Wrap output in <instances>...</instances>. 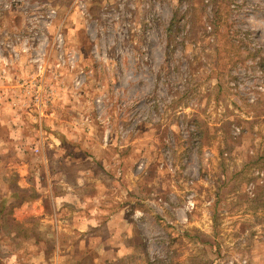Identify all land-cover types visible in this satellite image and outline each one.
<instances>
[{"label":"rangeland","instance_id":"rangeland-1","mask_svg":"<svg viewBox=\"0 0 264 264\" xmlns=\"http://www.w3.org/2000/svg\"><path fill=\"white\" fill-rule=\"evenodd\" d=\"M1 142L22 264H264V0H0Z\"/></svg>","mask_w":264,"mask_h":264},{"label":"crops","instance_id":"crops-1","mask_svg":"<svg viewBox=\"0 0 264 264\" xmlns=\"http://www.w3.org/2000/svg\"><path fill=\"white\" fill-rule=\"evenodd\" d=\"M14 148L15 154L8 156L5 154L6 150H9L8 144L3 145L1 142L0 167L8 168L11 173L7 169L3 171L6 176L4 177L6 186L0 189V264H5L7 260L22 264L25 255L32 256L34 249L42 246L39 233L34 231V223H31L32 228L27 227L30 220L34 222L40 218L42 211L35 208L32 213H28L24 208L39 203L41 196L37 193L35 182L40 183L44 180L42 177H38L37 181L31 179L32 182L22 179L23 174L18 170L26 166V148L19 144H15ZM40 163L48 164L49 161L43 160ZM13 170L15 173L12 172ZM50 198L55 199V196L51 194ZM58 216L60 215H57V211L53 209L50 213V224L56 234L67 226L60 222Z\"/></svg>","mask_w":264,"mask_h":264}]
</instances>
